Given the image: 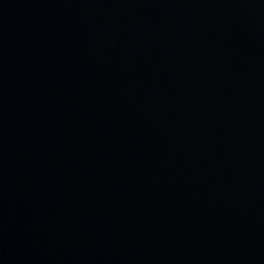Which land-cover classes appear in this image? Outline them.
I'll return each instance as SVG.
<instances>
[{
  "label": "water",
  "instance_id": "obj_1",
  "mask_svg": "<svg viewBox=\"0 0 264 264\" xmlns=\"http://www.w3.org/2000/svg\"><path fill=\"white\" fill-rule=\"evenodd\" d=\"M0 264H264V0H0Z\"/></svg>",
  "mask_w": 264,
  "mask_h": 264
}]
</instances>
